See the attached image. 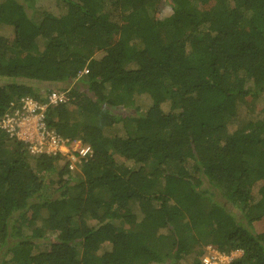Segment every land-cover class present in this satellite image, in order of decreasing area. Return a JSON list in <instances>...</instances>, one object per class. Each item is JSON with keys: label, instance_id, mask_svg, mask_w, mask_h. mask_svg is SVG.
<instances>
[{"label": "trees", "instance_id": "1", "mask_svg": "<svg viewBox=\"0 0 264 264\" xmlns=\"http://www.w3.org/2000/svg\"><path fill=\"white\" fill-rule=\"evenodd\" d=\"M33 1L0 0V120L71 84L46 122L93 153L0 128V264H264V0Z\"/></svg>", "mask_w": 264, "mask_h": 264}, {"label": "built area", "instance_id": "2", "mask_svg": "<svg viewBox=\"0 0 264 264\" xmlns=\"http://www.w3.org/2000/svg\"><path fill=\"white\" fill-rule=\"evenodd\" d=\"M69 93L53 90L46 102L33 97H22L20 102H12L2 119L0 128L11 137L25 142L32 154H61L70 159V169H74L82 159L92 155L91 145L83 141L65 138L52 129L46 122L45 110L48 105L69 101ZM238 250L230 252L210 249L202 257L201 264H231L237 257Z\"/></svg>", "mask_w": 264, "mask_h": 264}, {"label": "rangeland", "instance_id": "3", "mask_svg": "<svg viewBox=\"0 0 264 264\" xmlns=\"http://www.w3.org/2000/svg\"><path fill=\"white\" fill-rule=\"evenodd\" d=\"M26 4H27V3H26ZM167 9H168V8H167ZM44 11H50V12H52V13H56L55 0H35V1H33V2L31 3V5H28V4H27V12H28L31 16L35 17L37 20H40V19L42 18ZM249 85H250V84H249ZM70 87H71V84H69V85L67 86V88L64 89L63 91H66L67 93L70 94ZM33 97H35V96H33ZM252 103H253V104H252V111H253V114H255V115L259 114L260 111H261V109H263V107H264V96H261L259 99L254 100V102H252ZM68 105H69V107L72 109V113H74V111H75V106H74V104H73L72 102H68ZM112 111H113V112H114V111L116 112V110H115L114 108H112ZM118 111H119L122 115L127 116L128 118H130L131 116H134V112H135L132 108H128V107H127V108H120V109H118ZM115 112H114V113H115ZM132 123H133V122H131L130 125H132ZM127 125H129V121H127ZM121 126H122V123H117V124H115V125L113 126V128H112V131H113V132H116ZM76 172H78L77 169L74 170V173H76ZM39 173H41V172H39ZM76 177H78V176L76 175ZM203 186H205L206 188L210 189V191L212 192L211 194H214V196H215L217 199L222 200V201H225V199H224V195H223L221 189L211 187V186L209 185L208 182H205V183L203 184ZM202 202H203V204H204L203 208H204V207L207 208L208 205L206 206L203 200H202ZM117 223H118V221H117ZM40 225H41V222H35L33 226L39 227ZM28 230H30V229L28 228ZM41 241H42V239L40 240V242H41ZM42 242H43V241H42ZM39 247H41V249H44V248H45V245H44V244H40ZM210 249L213 250L214 248H211L209 245H204V246L202 247L203 254H202V256H201V259H202V257H204L206 254L209 253ZM215 250H216V249H215ZM232 251H233V250H232ZM239 255H242V250H238V254H237V256H239ZM201 261H202V260H201Z\"/></svg>", "mask_w": 264, "mask_h": 264}]
</instances>
